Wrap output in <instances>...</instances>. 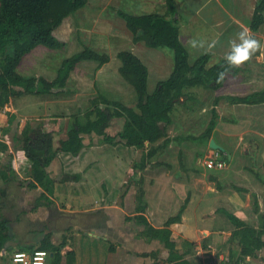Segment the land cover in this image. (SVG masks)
Returning <instances> with one entry per match:
<instances>
[{
    "label": "rangeland",
    "instance_id": "rangeland-1",
    "mask_svg": "<svg viewBox=\"0 0 264 264\" xmlns=\"http://www.w3.org/2000/svg\"><path fill=\"white\" fill-rule=\"evenodd\" d=\"M82 12H84L83 9L78 10L55 31V36L65 43L64 48L50 49L45 46L37 47L24 58L22 64L17 69L18 73L27 77H44L53 81L58 76L64 61L76 53L82 52L87 47L92 48L100 54L110 56V64L107 69L101 71L97 69V62L83 61L72 72L67 85L58 91L60 94L27 95L21 98H11L8 106L0 107V141L7 143L9 146L6 153L0 151V169H3L5 165L12 162L15 171L14 176L19 181L22 180V185L14 183L8 188L11 198H15V202L18 205L14 215L8 214L11 219H17V217L21 216L19 215L20 210L25 211L26 215L21 216V219L30 220L35 224V228L39 229V225L46 223L50 219L51 214H58L62 218L61 221L60 219L58 220L60 221L59 223H56V226H59L51 231L47 230V233L53 234V238L57 243H60L66 235L70 240V248H74L79 254H91L92 250H97L99 254L105 252L107 260L109 245L84 237L85 234L80 230L83 227L81 224L84 219L88 220V218H85L87 215L81 217L82 214H78L77 212L78 210L89 211L97 209L103 204L109 203L120 206L119 209L111 210L114 218L122 220L127 217V214H133V211L135 212L134 207H136L138 201L137 194L140 187V177L142 176L141 174H144L137 166L143 160L144 154L149 151L148 145L146 144L147 148L144 150L127 146L126 140H122L118 136L121 126H117V124L110 126L109 130H106L108 136L112 138L116 137L112 141L106 140L96 134L85 135L87 142L92 140L94 148L86 146L75 157L68 154L70 157L67 158L66 156H62V153H59L48 168V172L53 178L62 179L66 175L86 176L85 187L74 185L72 180L56 183V192L51 195V200L46 201L39 199L43 189L29 188V171L33 163L22 155V134L25 128H30L31 130L43 129L44 131L51 132L54 135V150L59 149V141L67 137V132L75 126V120L78 119L82 123L86 122L85 114L94 108L95 101L99 102V105L103 107V98L109 101L121 102L129 107L136 106L138 100L137 92L133 85L127 82L118 70L122 66V61L118 58L120 52L130 51L134 53L148 67V92L150 94L154 93L160 82L170 78L174 70L175 55L174 51L169 48L156 49L148 47L143 42L135 45L132 41L133 38L131 41L123 40V43L119 39L118 41L121 42L109 39V35L103 27H101L103 31L100 32H98L99 30L88 33L83 32V29L79 26L83 23L88 24L94 21V15L97 12L89 9L87 11L88 16L83 18V23L79 17ZM153 12L159 13L158 10H153ZM107 13L112 16L111 11H106L102 12L100 19H115L114 16L109 18ZM117 18L120 20H118L119 22L122 21L124 26H127L120 16ZM182 41L183 43L188 41V35L184 32L182 34ZM190 51V62L194 63L200 54L192 51V47ZM216 92L214 89L205 86H195L184 90L185 96L181 97L180 102L176 104L171 114L173 124L168 128V131L171 137L178 138L177 136H180V140L186 139L183 143L178 140L173 149L157 154L149 163V165L151 164L149 170L156 171L160 167L159 171L161 172L163 168L161 165L157 166V163L166 162L174 165L177 174L182 167L184 170L194 168L196 171H203V166L205 165L203 161L209 156H205L204 153L207 145L201 143V140L198 138L206 130L213 117L212 109L214 108L215 100H217L216 95H222L224 90L221 89ZM229 114V116L234 118L232 112H229ZM219 115L221 118L220 113ZM221 123L222 120L220 121ZM224 135V133L217 131L215 133V142L218 144L225 139H230L229 142L236 143L235 138H227ZM197 153L205 156L203 160L196 158ZM231 153L233 152L231 151ZM236 155L237 159L234 161L229 159L226 162L229 166L228 169L220 172V174H232V178L225 180L234 181L242 188L244 182L236 177L238 170L248 164L253 168H258L260 162L254 160L253 156H250L246 151H242V149L237 151ZM11 156H13V159H11ZM58 156L60 158H57ZM261 157V159L259 158L260 161L264 158V151ZM261 168H264V166ZM147 171L144 170L145 173ZM251 177L255 182L259 180L256 174H252ZM91 182L94 184L91 185ZM0 186H5V182L1 177ZM83 190L87 191L85 192L86 194L83 193L84 195L81 194ZM242 192H239L240 195H237V197H242L244 195ZM251 200L252 203L251 201L250 203L246 202L248 207L243 208L241 212L238 206L241 202L231 203L228 197H224L218 200L210 211H216L218 207H225L230 213L237 217L243 215L242 218L246 219L248 223L256 225L258 223L256 213L263 215L264 207H261L260 212H255L252 196ZM48 202H50L49 206L40 205L37 208V203L48 204ZM128 208L132 209L129 211ZM193 212L194 210L190 209L187 216L191 217L190 215ZM216 218L217 230L226 232L224 234H212L209 239H202L200 245L203 248V253L208 246H218L222 249V255H224L222 257L232 263H237L239 255L234 252L237 249L241 250V247L237 241H229L234 226L223 213L217 212ZM77 224H79V228L76 227ZM17 225L13 226L15 231H17ZM69 225L72 226L71 230H66L65 228L69 227ZM131 226L134 230L136 229L135 233L137 229L139 230L137 223L132 222ZM19 229L20 236H17L16 239L29 241L30 239H24L27 236H23L21 228ZM178 241L182 246L188 242V240L184 242L183 239H178ZM225 241H227V245L223 244ZM114 244H116V241ZM21 246V243H18L14 245V248L18 250ZM68 250L70 249H64L63 254H66ZM12 251L8 252L5 249H0V264H8L11 261V256L14 253ZM231 255L235 256L231 258ZM222 257L218 255L214 256L213 252L212 259L208 260L204 253L201 260L202 262H206V264H213L214 262L222 264ZM83 260L87 261V257H84ZM88 264L91 263L89 262ZM239 264H264V250L256 258L242 260Z\"/></svg>",
    "mask_w": 264,
    "mask_h": 264
},
{
    "label": "trees",
    "instance_id": "trees-1",
    "mask_svg": "<svg viewBox=\"0 0 264 264\" xmlns=\"http://www.w3.org/2000/svg\"><path fill=\"white\" fill-rule=\"evenodd\" d=\"M87 3L88 0H0V107L8 106L11 98H21L27 95H58L60 94L58 91L67 85L72 72L81 62H97V69H101L111 61L107 54H100L87 47L65 60L58 76L53 81L44 77L23 76L17 71L24 58L39 46L50 49L64 48L65 43L55 36V31L67 18L84 8ZM176 13L175 0H166L164 14L133 15L119 11V16L126 22L136 43L144 42L148 47L169 48L174 51V70L169 79L160 82L154 93L148 92V67L134 53L122 51L118 54V58L122 61L120 74L133 85L137 92L138 100L135 107L104 98L103 107L95 101L94 108L85 114L86 122L75 120V126L67 132L66 138L59 141L60 147L57 150H54L53 133L43 129H24L21 139L22 155L33 163L29 171V188L43 189L40 200H51L56 183L76 181L79 177L78 175H66L60 179L51 176L48 168L57 154L79 155L84 149V139L87 134H96L112 141L116 137L108 136L106 130L116 119L124 121V127L118 136L126 140L127 146L144 150L147 148L146 144L149 143V151L144 154L143 160L137 166L141 170L147 169L161 148L156 144L168 136V127L172 122L171 114L181 97L185 96L184 90L195 86L220 89L225 84L228 75L238 71V67L230 66L225 58L213 67L207 68L211 54H204L191 63L189 51L180 40V30L175 21ZM263 25L264 0H259L250 22V28L253 33H257ZM253 38L256 39V36L253 35ZM220 73H224L222 80L219 79ZM219 99L217 98L216 103ZM228 99L233 104H262L264 93L256 92L245 97H229ZM212 114L213 117L206 130L198 138L204 144H209L220 118L215 107L212 109ZM169 142L167 139L164 144L168 145ZM8 149V144L0 141V151L6 153ZM219 154L222 155L220 159L228 162L227 155ZM252 171L258 178H261L259 172L257 173L254 169ZM14 175L12 162L0 169V177L5 182V186H0V249L8 252L11 250L12 252L43 250L49 253L48 264H75L77 255L74 250L62 254L63 249L69 243L68 236L65 235L60 243L54 242L53 234L47 233L44 229H36L35 224L28 219H21V216L26 215V212L22 210L19 211L21 216L17 219L9 217L8 214H15L18 205L15 198H11L8 188L14 183L22 185V180L19 181ZM139 185L136 211L128 219H134L138 225L144 227L141 232L143 237L158 240L163 244V251L157 254L158 256L160 254V258L166 264H202L203 253L201 254V247L197 243L188 241L183 250H179L178 243L173 238L171 226L182 221L188 201L183 204L177 215L165 222L163 227L156 228L145 216L148 204L145 200L143 178ZM226 187L244 191L234 184H228ZM218 188H223V186L218 184ZM40 205L49 206L50 202L48 204L37 203V208ZM222 211L234 226L229 241H237L241 247L237 263L245 259L256 258L264 250V214H260V226H256L245 222L229 211ZM255 211L260 212L258 204L255 206ZM15 224H18L17 231L13 227ZM19 228L23 236H27L24 239H30L29 241L16 239L20 236ZM17 242L22 246L15 250L14 245L18 244ZM204 253L206 259H212L211 248H207Z\"/></svg>",
    "mask_w": 264,
    "mask_h": 264
},
{
    "label": "crops",
    "instance_id": "crops-1",
    "mask_svg": "<svg viewBox=\"0 0 264 264\" xmlns=\"http://www.w3.org/2000/svg\"><path fill=\"white\" fill-rule=\"evenodd\" d=\"M258 2L259 0H175L177 7L175 21L180 30V40L182 43L183 32L188 35V41L183 44L188 49L189 54L191 52L190 48L192 47L191 41L193 40L204 41L205 48H207L208 44L216 41L215 47L207 51H205V48L192 47V51L200 54V56L211 54V59L207 68H211L219 63L225 58L226 54L230 52V40H235L237 44L240 43L237 34L241 31L248 30L250 35L256 36V39L261 45L260 50L254 53L250 60L238 66V71L236 73L228 75L225 84L220 89H214L215 92L221 89L224 90L222 95H216L217 98L220 99L218 103H216V100L214 103L217 112L221 114L219 120H222V123L220 124V121L218 122L209 144H206V151H204L207 157L222 153L227 155L230 160L234 161L237 159V151L242 149V151H246L250 156H253L254 158H252L254 160L260 162L258 168H253L248 164L247 166H242L237 172L236 177L244 182V186L242 187L244 191L239 192H242L244 195L242 197H237V195L240 194L235 188L226 187L228 184L239 186L234 181L225 180L232 178V174H220V172H224L228 169V165L225 169H206V166L202 165L203 171H196L194 168L184 170L182 167L177 174L174 165L166 162H154L157 163V166H162L163 170L161 172L159 171L160 167L157 168L156 171L149 170L151 164L145 169L146 171L148 170L146 173L142 170L144 174H141L140 180L143 178V187L146 193L145 200L148 204L145 216L153 226L156 228L163 227L165 222L169 218L177 215L183 204L188 201L182 221L171 226L173 238L176 239L179 250H183L185 245L182 246L178 239H183L184 242L188 240L197 243L201 247L200 251L202 254L203 248L200 245L202 239H209L212 234H224L226 232L217 230L216 216L217 212L224 214L222 210L228 211V209L225 207H218L216 211H210L213 205L221 198L228 197L231 203L241 202V204H238L241 212L243 208H246V202L250 203L251 201L252 203L251 196L253 197V204L255 206L258 204L260 210L261 207H264V168L260 169V167L264 166V158L261 160L263 162L262 164L260 161L264 151V103L233 104L228 99L229 97H245L256 92L264 93V25L257 33H253L250 28V22ZM82 9L84 12L79 16L82 23L84 20L83 18L88 16L87 11L89 9L97 12V14L94 15V21L88 24L83 23L79 26L83 29V32L88 33L95 30H99L98 32H100L103 31L101 29V27H103L109 35V39L111 38L117 42L122 41L123 43L124 41H131L133 34L128 30L127 26H124L122 21L119 22L120 20L117 18L119 17V11H124L133 15H141L151 14L154 13L153 10H158L159 14H164L166 12V0H88L87 5ZM106 11H111L115 19H100L102 12ZM107 16L109 18L112 17L108 13ZM118 39L121 41H118ZM132 41L135 45L141 43L134 42V39H132ZM110 62L104 65L100 70L104 71L107 69ZM120 67L118 68L119 72ZM229 112L233 113L234 118L229 116ZM116 120L112 122L111 126L116 124L117 126H121L118 131L120 133L124 127V121ZM121 122H123V124H121ZM171 124H173V122H171ZM217 131L224 133V136L227 138H235L236 143L232 141H230V143V139H225L218 143L220 147L224 148V152L211 149L210 142L211 140H215V133H217ZM177 137L178 138L169 136L168 131L167 138L156 144V146H161L157 154L165 153L173 149L176 145L175 143H178V140L183 143L186 139L180 140V136ZM167 139L170 142L168 145H165L164 141ZM84 144V149L86 146H91L89 148L95 147L92 140L87 142L86 136ZM147 145L149 144L147 143ZM230 150L233 153H231ZM61 155L67 158L70 157L66 153H62ZM196 156L199 160H203L205 157L198 153ZM220 156L222 155L220 154ZM73 157L75 156L73 155ZM57 158H60V156ZM252 169L260 173L261 178L257 177L259 179L257 182L251 177L252 174L255 175ZM85 178L86 176H79L76 181H73V184L78 187L84 186ZM93 184L94 183L91 182V185ZM218 184H221L223 188H218ZM54 192H56V185L54 187ZM85 192L87 191L83 190L81 194L84 195L86 194ZM119 207L120 206L108 203L89 211L78 210L77 213L82 214V216L80 215L81 217L87 215L85 218H88V220L84 219L81 224L83 227L80 230L85 234L84 237L98 240L101 243L109 245V251L106 260L105 256H107V254H105V252L100 253V255L97 250H92V253L89 252L91 254L85 253L81 255L74 250V248H70V244L68 243L67 247L64 249L68 248L70 249L68 252L71 250L76 252L77 257L75 264H88L89 262L91 264H166L160 258V254L159 256L157 254V252L163 251V244L158 240H151L143 237L141 232L144 227L141 225H138L139 230L137 229L135 233L136 229L134 230L131 225L132 222H137L134 219H128L129 216L132 217L135 214L134 211L133 214H127V217L122 220L114 218L111 210L119 209ZM136 207L134 208L136 209ZM128 209L130 211L132 208ZM190 209H193L194 212L190 215L191 217H188L187 213ZM62 214L65 215L64 213ZM256 215L258 220L256 226H260V215L257 213ZM242 216L239 218L247 222ZM60 221H57V223ZM58 226L59 225L56 226L54 221H51V227H49L48 230L51 231ZM71 227L72 226L69 225V227L67 226L65 229L69 230ZM76 227L79 228V224H77ZM53 241L56 242L55 239ZM115 241L116 244H114ZM223 244L227 245V241ZM208 248H211L212 253L214 252V256H224L222 255V249L218 246L211 245V247L208 246ZM102 250L104 249L102 248ZM237 250L234 253L239 255L241 250ZM84 257H87V261L83 260ZM232 257L231 255V258ZM202 264H206V262H202Z\"/></svg>",
    "mask_w": 264,
    "mask_h": 264
},
{
    "label": "clouds",
    "instance_id": "clouds-1",
    "mask_svg": "<svg viewBox=\"0 0 264 264\" xmlns=\"http://www.w3.org/2000/svg\"><path fill=\"white\" fill-rule=\"evenodd\" d=\"M240 43H236L235 40H230V52L226 54L225 59L227 63L230 66L238 67L245 63L246 61L250 60L252 58V55L260 50L261 45L259 41L255 38H253L252 35H250L248 30H244L239 32L238 34ZM216 41H213L211 44L207 45V48H205V42L204 41H197L193 40L191 41V46L193 48H205V51L215 47ZM224 78V73H220L219 79L222 80ZM23 254H18L16 257V260H20ZM46 255V253H38V257H42ZM15 264V261H14Z\"/></svg>",
    "mask_w": 264,
    "mask_h": 264
},
{
    "label": "built area",
    "instance_id": "built-area-1",
    "mask_svg": "<svg viewBox=\"0 0 264 264\" xmlns=\"http://www.w3.org/2000/svg\"><path fill=\"white\" fill-rule=\"evenodd\" d=\"M205 165L208 169H225L227 164L226 161L223 159H220V154H215L213 156L208 157L205 160ZM38 253H46V255L42 257H38ZM18 254H23L20 260H16V257ZM48 252L43 251V250H37L35 252H26V251H17L14 252L11 256V261L8 264H46L47 263V258H48ZM222 264H239V263H232L226 258L222 257L221 258ZM213 264H218V263H213Z\"/></svg>",
    "mask_w": 264,
    "mask_h": 264
},
{
    "label": "flooded vegetation",
    "instance_id": "flooded-vegetation-1",
    "mask_svg": "<svg viewBox=\"0 0 264 264\" xmlns=\"http://www.w3.org/2000/svg\"><path fill=\"white\" fill-rule=\"evenodd\" d=\"M62 220L61 216H59L58 214H51L50 219L47 220L46 223H42L39 225L40 229H44L46 232L49 229V227H51V221H54L55 223H57L58 220Z\"/></svg>",
    "mask_w": 264,
    "mask_h": 264
},
{
    "label": "water",
    "instance_id": "water-1",
    "mask_svg": "<svg viewBox=\"0 0 264 264\" xmlns=\"http://www.w3.org/2000/svg\"><path fill=\"white\" fill-rule=\"evenodd\" d=\"M210 148L213 149V150H220V151L224 152V148L220 147V146L215 142V140H211V142H210Z\"/></svg>",
    "mask_w": 264,
    "mask_h": 264
}]
</instances>
